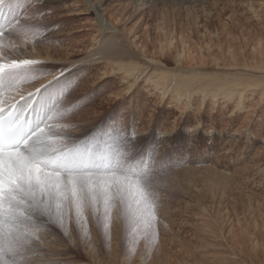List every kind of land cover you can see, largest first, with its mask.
Listing matches in <instances>:
<instances>
[{
    "label": "rangeland",
    "instance_id": "1",
    "mask_svg": "<svg viewBox=\"0 0 264 264\" xmlns=\"http://www.w3.org/2000/svg\"><path fill=\"white\" fill-rule=\"evenodd\" d=\"M21 3L12 21L18 27L4 25L0 61L34 59L41 70L9 102L69 70L63 95L52 90L65 115L49 123L64 126L65 143H115L142 159L159 197L154 236L131 223L117 199L107 234L91 214L87 234L74 223L67 234L56 223L43 229L34 243L38 264H264V109L257 99L264 64H255L264 58V0ZM110 34L125 53L117 62L131 70L85 62ZM167 38L172 44L162 51ZM238 84L251 86L242 100L229 93Z\"/></svg>",
    "mask_w": 264,
    "mask_h": 264
},
{
    "label": "snow or ice",
    "instance_id": "2",
    "mask_svg": "<svg viewBox=\"0 0 264 264\" xmlns=\"http://www.w3.org/2000/svg\"><path fill=\"white\" fill-rule=\"evenodd\" d=\"M21 0H0V39L4 25H19ZM7 34H12L11 31ZM7 50L0 47V54ZM40 61H0V264H38L34 243L52 223L67 234L70 225L87 234L89 214L108 233L115 201L125 205L133 224L154 236L159 208L153 175L144 161L133 160L115 143L90 147L86 141L64 142L58 109L69 70L10 103L14 90L35 79ZM144 165V166H142Z\"/></svg>",
    "mask_w": 264,
    "mask_h": 264
},
{
    "label": "bare ground",
    "instance_id": "3",
    "mask_svg": "<svg viewBox=\"0 0 264 264\" xmlns=\"http://www.w3.org/2000/svg\"><path fill=\"white\" fill-rule=\"evenodd\" d=\"M44 1H46V2H63V0H44ZM92 9L95 11V14H96V17H95V19H96V21H97V23L100 25V26H103L104 25V20L102 19V17H100V15H99V8H98V6H96V5H93L92 6ZM109 32H111L110 30H108V33ZM113 38V36L110 34V36H106V37H104V38H101L100 40H98V45H97V47H95L94 49L92 48V49H90V51H89V53L87 54V56H86V58H85V62H98V61H100V60H105L106 61V64H109V65H119V66H121L122 68H126V69H128V70H131V68H130V65L129 64H126V63H124V62H121V61H119V62H121V64H117V63H119V62H117V60L116 59H121L122 61H124L123 60V57H122V55L123 54H125L124 52H120V51H118L117 50V48H116V42H115V40L114 39H112ZM62 39V38H61ZM93 40H95V39H93ZM171 44H172V38L171 39H165V42H164V44H161L160 45V50H164L166 47H170L171 46ZM165 47V48H164ZM33 56H35V57H39L38 55H33ZM130 56V58H132L131 57V55H129ZM126 59V58H125ZM34 60V59H33ZM132 60H134V59H132ZM132 60H128L129 62H130V64H133V61ZM83 60H81V62H82ZM113 61H115V62H113ZM253 63H254V60H253ZM137 63H134L133 65H134V67L135 68H140L138 65H136ZM255 64H264V58H262V57H259L258 58V60L257 61H255ZM128 66V67H127ZM247 66V65H246ZM231 67V66H230ZM248 67V66H247ZM261 69H263L264 70V67H262ZM264 72V71H263ZM166 72H160L159 74H156L155 76H156V79H157V81H159L160 83H161V90H164L165 92H166V90H165V87H166V85L163 87V82H164V79H166V77H167V75L165 74ZM216 85H218V86H216L217 88V90H221L223 93H225V91L226 90H223L221 87H219V86H221V85H219V84H216ZM237 86H240L241 87V85L240 84H238ZM171 87H173L175 90H177V89H180V87H178V88H175V86H171ZM201 87V86H200ZM243 87V86H242ZM241 87V88H242ZM247 87H251L249 84H248V86H245V88H242V89H244V90H231L229 93H232V95L234 94V93H237V94H239V99H241V95H242V93L243 92H245V89H247ZM164 88V89H163ZM198 88V87H197ZM201 90V89H200ZM203 91H204V89H203ZM228 91V90H227ZM179 92V91H178ZM258 92V91H257ZM179 94V93H178ZM210 94H212V96H214L216 93H214V90H213V93H210ZM227 95V94H226ZM228 97V99H231L232 97L231 96H227ZM257 99H258V102H260V104H261V108H263L264 109V85H262L261 86V88H260V92H259V94L257 93ZM242 100V99H241ZM241 100H239V102H238V105H240V101ZM214 102H216V99L214 100ZM204 209V208H203ZM205 210V209H204ZM208 218V217H207ZM206 219V218H205ZM209 219V218H208ZM210 220V219H209ZM207 224V227L208 228H210V229H216V226L214 225V223L212 224L211 222H207L206 223ZM214 233L217 235V233H218V230L216 229V230H214ZM219 259V258H218Z\"/></svg>",
    "mask_w": 264,
    "mask_h": 264
}]
</instances>
